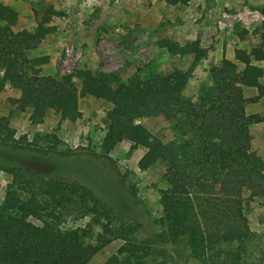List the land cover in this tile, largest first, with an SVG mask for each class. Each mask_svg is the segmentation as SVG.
<instances>
[{
  "label": "trees",
  "instance_id": "1",
  "mask_svg": "<svg viewBox=\"0 0 264 264\" xmlns=\"http://www.w3.org/2000/svg\"><path fill=\"white\" fill-rule=\"evenodd\" d=\"M163 1L187 5L189 0ZM260 12L264 16V5ZM54 13L47 8L33 31L16 30L17 12L0 0V89L9 85L19 91L10 99L14 108L9 115L0 117V148L56 154L53 145L42 148L25 136L16 138L9 117L30 109V123L39 124L50 110L61 120L74 122L81 116V98L105 102L110 108L100 156L109 159V153L126 140L144 149L138 161L142 170L157 163L164 167L167 187L160 195L158 241L176 246L182 242L196 264H237L238 246L250 236L249 204L258 198L264 205V159L253 146L251 131L253 125L264 124V115L245 111L246 104L264 95V43L249 50L237 48L233 60L223 57L210 66L209 83L187 97L193 68L206 56L198 39L184 45L167 39L157 42L172 55L193 56L187 69L174 68L165 75H134L122 81L86 68L62 76L41 73L48 57L36 51L55 29L48 26ZM247 34L240 30L239 40ZM261 38L264 41V35ZM245 87L256 88L257 96L246 98ZM148 117L167 126L166 140L136 123ZM1 168L12 180L0 205V264H92L98 251L117 238L124 240L123 245L103 264H148L157 239L137 242L131 237L135 228L101 222L95 244L84 241L88 235L84 229L60 228L64 205L72 195L89 200L94 213L108 219L110 208L90 187L56 179L39 190L19 165ZM235 242V251H227Z\"/></svg>",
  "mask_w": 264,
  "mask_h": 264
},
{
  "label": "rangeland",
  "instance_id": "2",
  "mask_svg": "<svg viewBox=\"0 0 264 264\" xmlns=\"http://www.w3.org/2000/svg\"><path fill=\"white\" fill-rule=\"evenodd\" d=\"M1 1L17 12L16 30L33 31L47 8L55 12L48 22L55 29L36 51L48 57L41 73L51 76L66 75L77 68L117 76L122 81L134 75H165L174 68L187 69L193 56L172 55L157 42L167 39L184 45L198 39L206 56L195 64L185 88V95L193 97L209 83L210 66L223 57L233 60L237 48L249 50L264 43V16L260 12L264 0H189L187 5H168L163 0ZM243 29L248 34L240 41L238 33ZM18 96L19 91L9 85L0 89V117L9 115L14 108L10 99ZM109 108V104L85 96L79 100L81 116L74 122L61 120L50 110L39 124L30 123V109L10 116L16 138L25 136L42 148L53 145L59 154L0 148V205L12 180L2 164L22 167L39 190L56 179L77 181L90 187L111 213L104 219L94 213L89 200L72 195L63 208L62 230L84 229L88 232L84 241L95 244L102 232L101 222L108 221L113 228L132 227L131 237L137 242L157 239V248L146 259L148 264H196L182 242L176 246L157 238L162 230L158 222L160 195L167 187L164 167L157 163L142 170L138 161L144 149L126 140L109 153V159L100 156ZM136 123L162 140L170 134L158 118L137 119ZM254 126L253 146L264 159V139ZM62 152L65 154L60 155ZM249 205L250 236L239 246L232 243L227 251H235L238 246L237 264H264V205L258 198ZM123 243L121 238L113 239L98 251L92 264H103Z\"/></svg>",
  "mask_w": 264,
  "mask_h": 264
},
{
  "label": "crops",
  "instance_id": "3",
  "mask_svg": "<svg viewBox=\"0 0 264 264\" xmlns=\"http://www.w3.org/2000/svg\"><path fill=\"white\" fill-rule=\"evenodd\" d=\"M261 67H262L263 72H264V62L261 63ZM261 82L264 84V75L261 79ZM257 94H258V91L254 87H245L244 88V95L246 98H251V97L257 96ZM245 111H246V114H248V115H250V114L264 115V95L257 102L246 104ZM254 128L258 131L260 136H262V138L264 139V124L258 123V124H256V126H254Z\"/></svg>",
  "mask_w": 264,
  "mask_h": 264
},
{
  "label": "built area",
  "instance_id": "4",
  "mask_svg": "<svg viewBox=\"0 0 264 264\" xmlns=\"http://www.w3.org/2000/svg\"><path fill=\"white\" fill-rule=\"evenodd\" d=\"M261 16L263 17V15H262V14H261ZM223 17H226V14H225V15H223ZM69 51H70V50L66 49V51H65V54H66V55H69Z\"/></svg>",
  "mask_w": 264,
  "mask_h": 264
}]
</instances>
